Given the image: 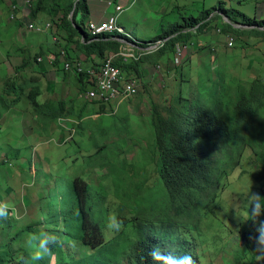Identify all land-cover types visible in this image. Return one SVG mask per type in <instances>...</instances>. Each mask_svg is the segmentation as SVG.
Wrapping results in <instances>:
<instances>
[{
	"label": "rangeland",
	"instance_id": "obj_1",
	"mask_svg": "<svg viewBox=\"0 0 264 264\" xmlns=\"http://www.w3.org/2000/svg\"><path fill=\"white\" fill-rule=\"evenodd\" d=\"M30 1L29 8L23 0H0V264H19L29 245L25 231L30 225L45 229L43 219L48 211V194L57 186L55 179L59 176V187L67 186L79 167L93 171L106 164L95 175L102 176L103 181L111 177L104 184L109 187L110 211L106 236L107 240L117 237L123 219H130L118 196L140 182L155 192L162 188L155 122L159 125V118L171 120L190 114L194 106L205 101L203 94L209 88L213 91L238 85L249 89L255 80L264 82V28L242 26L243 18L237 16L245 12L264 18L258 15L264 13V0H133L131 19L135 20L133 33L138 38L123 27L128 13L119 15L112 5L108 10L111 16H119L123 31L100 39L118 42L120 47L135 42L148 48L171 38L181 29L183 18L198 19L205 11L220 7L240 24L215 13L220 21L211 22L203 33L195 35L197 39L188 38L189 49L179 64L173 58L176 44L169 51L173 62L168 57L157 59L158 51L124 66L126 78L135 77L139 82L138 95L102 113V105L83 98L87 90L83 84L73 94L65 87L48 84L51 81L46 76L29 73L38 71L37 59L46 51L54 53V44L56 54L61 49L68 52L58 28L45 32L28 29L30 24L48 22L60 27L62 8L58 2L62 0H45L40 8L38 0ZM14 5L18 7L15 22L9 19ZM226 24L239 30L229 31L235 38L234 47L228 46ZM54 36L58 37L56 43ZM191 58L192 64L188 61ZM44 78L46 87L40 92H45L46 103L35 107L29 96L39 92ZM50 87L55 89L51 91ZM91 155L96 156L87 158ZM89 163L98 165L88 167ZM257 203L261 207L253 214ZM204 210L200 228L195 229V224L173 227L176 239L166 241L164 254H191L196 264H264V243L258 242L264 233V165L256 154L249 149L245 152L237 169L220 179L215 207ZM179 245L185 253L178 250ZM240 247L244 249L242 256L237 254Z\"/></svg>",
	"mask_w": 264,
	"mask_h": 264
},
{
	"label": "trees",
	"instance_id": "obj_2",
	"mask_svg": "<svg viewBox=\"0 0 264 264\" xmlns=\"http://www.w3.org/2000/svg\"><path fill=\"white\" fill-rule=\"evenodd\" d=\"M44 1L38 0L37 8L44 5ZM62 1L58 2L62 8V27L58 25L62 36L68 33L71 41L79 36L88 55L97 53L104 58L108 46L116 52L119 50L120 43L100 39L105 35L100 38L89 35L88 0H67L63 4ZM219 11L232 24H240L229 17L223 7ZM211 13L205 11L198 19L183 18L181 29L170 35L159 52L181 42L187 43L185 40L191 36L203 33L212 22L208 20ZM239 14L243 18L240 25L264 28V18ZM226 28V33L239 31L231 24H226ZM116 64L122 68L129 66L121 60ZM76 76L83 83V77ZM237 86L213 91L209 88L203 94L205 101L201 106H194L190 114H180L171 120L159 118V125L155 122L162 188L155 192L140 182L118 196L130 219H123L121 232L112 240H107L106 236L110 211L109 187L104 185L111 177L103 181L102 176L95 175L106 164L93 171L79 167L67 186L59 187L58 176L57 186L48 194V211L43 219L45 229L30 225L25 231L29 245L19 264H160L149 253L155 248L163 252L166 241L176 239L172 230L177 224L185 227L195 224V229L200 228L201 217L206 215L204 209L215 207L220 179L237 169L248 149L264 165V82L255 80L249 89ZM29 99L39 107L36 94ZM2 117L0 104V120ZM93 164L97 163H89L88 167ZM41 239L48 240L46 249L39 246ZM177 248L185 253L181 245ZM243 251L240 247L237 254L242 256Z\"/></svg>",
	"mask_w": 264,
	"mask_h": 264
},
{
	"label": "built area",
	"instance_id": "obj_3",
	"mask_svg": "<svg viewBox=\"0 0 264 264\" xmlns=\"http://www.w3.org/2000/svg\"><path fill=\"white\" fill-rule=\"evenodd\" d=\"M23 4L26 7H31L30 0H23ZM107 7L115 5L116 12L121 15L124 12V8L121 5H116L114 0L106 3ZM17 11L18 7L16 5L12 6L11 12L9 14L10 21H17ZM119 16H111L106 22H95L89 21L87 24V31L92 38H100L106 34L121 33L123 31L122 27L118 24ZM58 28L55 23L48 22L44 25H28L29 30H34L38 32H45ZM195 31V30H193ZM220 31V30H218ZM228 46L234 47L235 38L230 33L227 34ZM159 41L154 45L146 48L140 47V44L134 42L126 47L122 46L117 54H111L106 57L104 61L97 67L85 68L81 63L74 64L69 60L68 52L65 49H61L59 53H50L48 56L39 57L38 63L49 62L54 65L58 59H63V68L65 72H72L75 75L83 77V83L87 89L83 95L85 101L97 102L98 104L109 107L119 106L124 101H131L138 95L139 82L137 78L131 77L126 78L127 74L123 72V68L116 64L117 60H121L124 64H130L132 62L138 61L143 56H146L153 52L160 51L166 42L169 40ZM54 43L58 42V37L54 36ZM122 42L127 43L123 40ZM189 49V44L180 43L176 46L174 51V62L179 64L183 54ZM70 121V120H68Z\"/></svg>",
	"mask_w": 264,
	"mask_h": 264
},
{
	"label": "crops",
	"instance_id": "obj_4",
	"mask_svg": "<svg viewBox=\"0 0 264 264\" xmlns=\"http://www.w3.org/2000/svg\"><path fill=\"white\" fill-rule=\"evenodd\" d=\"M105 1L106 0H88V6H89V9L91 10L88 22H89V20H93L95 22H106V21H108L109 17L112 15V12L108 10L109 8L107 7ZM114 1L116 2V5L123 6L124 13H128L127 25H126V27L123 26L125 31L129 34H133L136 38H138L136 36V34L133 33L134 27L132 24L135 20L131 19L132 14L134 13L132 11V7H133L132 1L133 0H114ZM192 2H195V1H192ZM215 13H218L220 15L222 14L219 10L213 11L212 14L210 15V17L208 18V20L212 19L211 20L212 22L218 23L220 21L219 20L220 18H217V16H213V14H215ZM242 13H245V12H242ZM258 15L264 17V13L263 14L260 13ZM237 16H239V12H238ZM128 18H129V20H128ZM186 31H188V30H186ZM63 37H64V39H62L63 45H64L63 47L67 48L68 53H69L68 54L69 60H71L74 64L81 63L83 65V67H85V68L97 67L98 65H100L99 62L101 61L102 58L97 53H94L91 55L86 54V49L82 46V39H80V42L78 41L77 37H74L72 39V41L68 40V38H69L68 33L63 34ZM191 38L197 39V38H195V35L191 36ZM190 39H188L187 41H189ZM187 44H190V42H188ZM177 45H179V43ZM199 46L204 49V46H201V45H199ZM54 47L57 50V47L55 46V44H54ZM193 47H194V44H193ZM193 47L191 46V52L195 51L193 49ZM27 48H29V50L31 49V47H29V46H27ZM50 49H51V47H50ZM41 50L45 51V48H42ZM56 50L53 51L55 54H56ZM171 50L172 49H167L162 53L161 52L158 53L156 56L157 59L166 60L168 57L170 60H172V58L169 57V51H171ZM111 51H112L111 46L106 47V49L104 51L105 57H107L109 54L111 55L112 54ZM46 52L48 53L49 51H46ZM47 53L46 54L44 53V55L41 57H45V56H48L50 54V53H48V54ZM187 55L189 56L190 54H187ZM61 60H63V59H58L54 65H51L49 62L38 63L39 67L38 68L36 67L37 68L36 70H38V71L29 72V73H32V74H34V76L39 77V78L46 76L47 78H50V81H51V82H47L48 84H50L52 86H56V87L57 86L62 87V88L65 87V89H67V91L72 92L74 94L76 91H78L80 89L79 87H81V84H83V83L79 81V78L74 73L65 72L64 68H62V66L64 64V60L63 61H61ZM188 61H189V63L192 64V62L194 60H192V58H191V60H188ZM172 62H173V60H172ZM47 78H44V81L40 80V82H41L40 89L38 88V90H37L39 92L34 93V94H36V100L39 103V106H42L46 103L45 102L46 101L45 92L43 94H41V92H43V87H46L45 86L46 84L44 82L47 80ZM53 89H55V88L50 87L51 91ZM97 112H99V109L97 110ZM99 116L100 115H95L94 117L98 118Z\"/></svg>",
	"mask_w": 264,
	"mask_h": 264
},
{
	"label": "clouds",
	"instance_id": "obj_5",
	"mask_svg": "<svg viewBox=\"0 0 264 264\" xmlns=\"http://www.w3.org/2000/svg\"><path fill=\"white\" fill-rule=\"evenodd\" d=\"M122 46H124V45H122ZM107 111H108V109L105 108V112H107ZM260 199L261 198L259 196H257V200H260ZM260 207H261V205L259 203L254 204L253 209H252L253 214H257ZM258 242L264 243V233L260 234ZM47 244H48L47 239H41L39 246L41 248L46 249ZM149 255L153 258V260L159 261L160 264H196V261L194 260V258L191 254H185V255L180 256V257H175L172 255H166L163 252H161L158 248H155L149 253ZM37 258H39V254H37Z\"/></svg>",
	"mask_w": 264,
	"mask_h": 264
},
{
	"label": "bare ground",
	"instance_id": "obj_6",
	"mask_svg": "<svg viewBox=\"0 0 264 264\" xmlns=\"http://www.w3.org/2000/svg\"><path fill=\"white\" fill-rule=\"evenodd\" d=\"M175 51V50H174Z\"/></svg>",
	"mask_w": 264,
	"mask_h": 264
}]
</instances>
